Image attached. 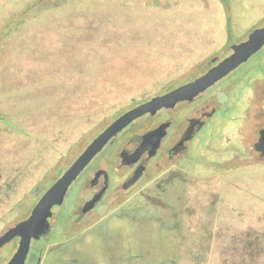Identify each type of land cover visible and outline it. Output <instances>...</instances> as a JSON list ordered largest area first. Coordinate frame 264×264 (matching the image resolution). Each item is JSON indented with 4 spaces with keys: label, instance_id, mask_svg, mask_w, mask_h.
<instances>
[{
    "label": "rangeland",
    "instance_id": "374dc122",
    "mask_svg": "<svg viewBox=\"0 0 264 264\" xmlns=\"http://www.w3.org/2000/svg\"><path fill=\"white\" fill-rule=\"evenodd\" d=\"M222 1L231 7V20L264 22V0H0V233L29 215L36 189L50 185L65 158H75L132 97L158 92L200 62L157 55L164 45L154 34L172 32L165 36L173 38L179 21H211L210 11ZM237 72L245 98L252 77L264 81L261 52ZM236 108L223 104L220 119ZM250 110L253 121L259 110ZM223 124L210 126L209 171L197 161L200 145L188 166L203 180L209 176L201 183L209 192L201 198L183 193L176 214L165 218L145 213L149 264H264V161L249 163L241 145L240 172L223 174L221 161L229 157H216L213 147L236 139ZM111 153L107 144L100 155L109 160ZM83 184L79 176L63 204L54 206L51 240L77 235L81 222L70 215ZM98 227L104 231L105 222ZM32 245L26 264H34L40 243ZM87 250L103 253L97 240ZM12 252L11 245L2 247L0 264Z\"/></svg>",
    "mask_w": 264,
    "mask_h": 264
},
{
    "label": "flooded vegetation",
    "instance_id": "af4514ba",
    "mask_svg": "<svg viewBox=\"0 0 264 264\" xmlns=\"http://www.w3.org/2000/svg\"><path fill=\"white\" fill-rule=\"evenodd\" d=\"M231 11L230 5L222 1L216 10L210 11L211 21H179L177 30L174 32V39L171 36H165L172 32L161 31V35L155 33L157 43L164 45L162 49H159L160 52L157 55L167 56L176 53L178 58L188 60L197 58L200 59V62H196L193 68L186 69L178 78L172 80L168 86L158 92L138 99L132 97L128 106L116 111L110 122L91 141L126 111L202 76L230 56L234 52V46L247 41L253 31L264 26V22L243 25L233 21L231 20ZM220 17L222 20L219 19ZM208 24L209 29H207ZM149 33L153 34L154 31L148 32V35H151ZM206 35L209 37L206 38ZM173 41V48L167 46ZM259 52L264 59L263 46L248 60L194 98L178 101L173 107H162L154 114L145 113L114 136L107 143L112 150L109 160L100 155L103 148L79 175L84 182L83 189L79 203L75 205L77 211L74 210V206L70 215L76 219L75 221L81 222L80 226L74 228L77 235L70 241H66L64 237L56 241L51 240V232L54 231L53 224L58 219V214L53 212V216L49 219V226L42 231L41 237L32 240L34 243H40L36 256L33 255L34 264H38L39 258H41L39 264H149L147 257L149 252L147 232L149 230L145 227V213L154 216L160 214V218H165V215L176 214L175 205L182 199L183 193L193 194L192 192H194L195 197L199 194L198 198H201L203 191L205 194L209 192V189H202L201 185L203 181L209 183V176L203 180L200 176L197 177L196 173L190 171L188 166L193 160L192 152L200 145L201 153L197 161L202 168H205L206 172L209 171V130H213V127L215 129L217 127L215 125L224 123V127L229 126L232 130L231 133L235 136L234 139L236 138L233 141L227 137L223 145L213 147L216 157H229V159L221 161L223 169H225L223 174L240 172L242 166L239 163L241 145H244L249 152L251 158L249 163L256 160V162L264 161V155L256 149L260 131L264 129V81L261 78L252 77L250 85L245 89V98L239 97L242 79L237 74V71L248 64ZM258 102L262 103L260 107ZM227 103L238 104V108L234 115L223 122L219 117L220 111L223 104ZM253 105L259 112L251 121L253 116L250 108ZM244 120L248 124L244 125ZM155 129H160L159 132L163 134L158 146L153 149L156 139L153 143L152 140L146 146L142 145L143 136ZM245 142L249 144L248 147ZM139 149L142 151L137 157L134 153ZM186 163L189 164L186 165ZM66 169L59 171L54 182ZM137 172H140L138 178L125 187ZM52 184L38 195L36 203ZM197 190H201V192ZM97 194H101L100 199L94 207L84 212L83 208L86 202ZM99 206L101 209H98ZM126 209L132 211L128 212ZM162 209L164 210L163 214ZM102 221L106 225L104 231L98 227ZM73 224L74 221L70 223V227H73ZM8 229L1 232L0 235ZM70 231L71 229L64 230V232ZM95 240L103 248L101 255L90 253L87 250L91 242H95ZM19 241L20 236L17 235L2 247L11 245L13 255ZM41 243L43 244L41 245ZM31 246H33L32 243ZM36 246L34 245L33 249H36ZM76 246H78V250L75 248ZM30 250L32 249L30 248ZM171 261L176 264L175 259Z\"/></svg>",
    "mask_w": 264,
    "mask_h": 264
},
{
    "label": "water",
    "instance_id": "95a60500",
    "mask_svg": "<svg viewBox=\"0 0 264 264\" xmlns=\"http://www.w3.org/2000/svg\"><path fill=\"white\" fill-rule=\"evenodd\" d=\"M264 46V26L253 31L247 41L233 47L234 52L222 60L220 63L212 67L202 76L195 80L182 85L165 94L158 95L152 99L137 105L136 107L126 111L111 122L99 135H97L85 148V150L75 159V161L62 173V175L45 191L38 202L31 210L30 215L10 227L4 234L0 235V248L8 243L15 236H20L19 245L6 264H26L32 240L41 237L42 231L49 226V219L53 216L52 208L61 205L69 187L77 179L80 173L91 162V160L105 147V145L120 131L127 127L132 121L145 113L154 114L162 107H173L178 101L192 99L200 92L211 86L213 83L227 75L241 63L257 53ZM160 129H155L143 136L142 145L146 146L150 141L155 149L162 133ZM256 149L264 155V129L260 131V137L256 143ZM142 150L139 149L134 155L138 157ZM140 172H137L133 179L125 185L129 186L134 182ZM101 194L95 195L91 200L86 202L83 211L87 212L100 199ZM41 258H39L38 264Z\"/></svg>",
    "mask_w": 264,
    "mask_h": 264
},
{
    "label": "trees",
    "instance_id": "16d2710c",
    "mask_svg": "<svg viewBox=\"0 0 264 264\" xmlns=\"http://www.w3.org/2000/svg\"><path fill=\"white\" fill-rule=\"evenodd\" d=\"M114 115V114H113ZM112 115V116H113ZM111 116V117H112ZM3 119V117H0V120H2ZM80 151V149H78L77 151H76V153H78ZM74 157H71V156H69L67 159L65 158V160H66V164L65 165H63V166H61L57 171H56V173H55V175L54 176H52L53 177V180H52V182H54V180L58 177V175H59V171H61V170H64V169H66L72 162H73V160L76 158V156H75V158L73 159ZM73 159V160H72ZM68 165V166H67ZM50 179V178H49ZM50 184H52V183H50ZM44 189H46V188H43V186H42V188L41 187H38L37 189H36V193H38L39 191V194L44 190ZM35 197H38V194H37V196H35Z\"/></svg>",
    "mask_w": 264,
    "mask_h": 264
}]
</instances>
